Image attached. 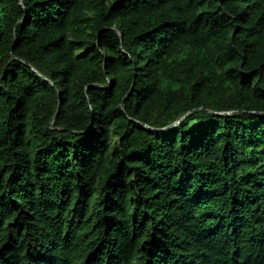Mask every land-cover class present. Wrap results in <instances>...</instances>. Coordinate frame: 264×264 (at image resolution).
I'll use <instances>...</instances> for the list:
<instances>
[{"label": "trees", "instance_id": "1", "mask_svg": "<svg viewBox=\"0 0 264 264\" xmlns=\"http://www.w3.org/2000/svg\"><path fill=\"white\" fill-rule=\"evenodd\" d=\"M0 264H264V0H0Z\"/></svg>", "mask_w": 264, "mask_h": 264}, {"label": "water", "instance_id": "2", "mask_svg": "<svg viewBox=\"0 0 264 264\" xmlns=\"http://www.w3.org/2000/svg\"><path fill=\"white\" fill-rule=\"evenodd\" d=\"M133 91V88H132V90H131V92ZM130 92V93H131ZM208 113H212V111L211 110H206ZM189 114V113H188ZM188 114H186L185 116H183L177 123H174V124H172V125H169V126H167L166 128H164V129H170V128H173L174 126H176L177 124H179V123H181V121L188 115Z\"/></svg>", "mask_w": 264, "mask_h": 264}]
</instances>
